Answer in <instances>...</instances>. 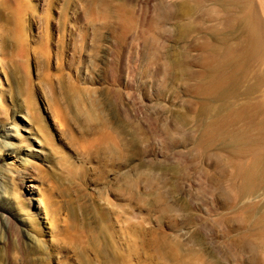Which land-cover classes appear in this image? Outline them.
Wrapping results in <instances>:
<instances>
[{
    "label": "rangeland",
    "instance_id": "1",
    "mask_svg": "<svg viewBox=\"0 0 264 264\" xmlns=\"http://www.w3.org/2000/svg\"><path fill=\"white\" fill-rule=\"evenodd\" d=\"M1 1L0 264H114L105 252L117 264H255L221 197L234 196L231 171L220 187L216 152L198 146V99L166 68L189 56L200 69L189 47L211 38L213 1L186 42L189 20L166 16L199 0ZM143 233L167 235L184 260L156 257Z\"/></svg>",
    "mask_w": 264,
    "mask_h": 264
},
{
    "label": "bare ground",
    "instance_id": "2",
    "mask_svg": "<svg viewBox=\"0 0 264 264\" xmlns=\"http://www.w3.org/2000/svg\"><path fill=\"white\" fill-rule=\"evenodd\" d=\"M212 1V8L208 12L206 11L209 18L217 22V25L208 31L210 32L211 38L205 37L203 40L194 39L191 44L189 43V48H195L194 50L199 51L196 62L199 64L200 69L198 71L190 70L192 61L189 56L182 59L170 57L166 68L168 74H173L187 81L189 92L198 99L197 111L195 110L194 112L196 113H193L196 115L194 117H197L202 130V136L199 139L198 146L204 153L208 152L210 148H213L214 152H216L220 166L219 169H221L222 174L218 181L220 187H222L223 182L228 180L227 174L231 171L232 175L231 177L229 176L231 185L229 189L234 196L232 198L228 197V194L225 192L226 190H222L223 188H220V191L221 197L225 199L224 201L227 200V202H224V207L228 211L238 215L236 219L238 226L241 227L242 238L241 240H236L235 243L244 244L246 251L249 248L248 253L250 252V256L252 255V263L264 264V22L259 14L255 0ZM194 3L197 4L195 7L187 2L183 3L179 6L176 15L167 13V19L175 16L189 20V22L178 27L177 38L181 41H188L189 38L193 37L194 33L199 31V27L197 28L195 26L191 18L195 16L196 11L200 7H204L205 3L203 4L201 0ZM261 6L260 9L263 11ZM6 8H8L7 4L0 0V34L3 38L9 36L11 32L9 26L10 19L3 13ZM191 81L194 83L189 84ZM212 102H216V105H213ZM186 116L181 117L183 125L191 121ZM195 118L192 117L191 119L196 120ZM181 121L178 120L177 122L182 125ZM178 128L180 127H177L175 130L179 131ZM104 129L106 130L107 128ZM99 134L101 135L102 133ZM103 141L105 144L107 140ZM195 145L197 146V144ZM109 150L105 152L109 154ZM107 154L105 157H108ZM111 154L112 151L109 155ZM152 179L154 178L152 177ZM135 183L134 181L133 185H136ZM132 189L135 190V188ZM158 198L160 202L165 197L159 195ZM98 218L100 217L98 216ZM154 232L156 233V231ZM147 234L143 233L141 236L145 237ZM164 236L165 240L163 235V240H160L161 237L158 238L159 235L154 236V238L151 236L150 238L152 239L146 238L147 236L145 237L151 241L150 243L154 249L152 247L150 249L155 250V256L156 253H160L159 257L168 254L172 256L171 258L176 263L179 260L180 262L184 260V255L183 253L180 254L182 251L177 250L176 244L173 243V246L167 244L170 246L169 248L166 244L163 245L164 242L161 243V241H166L167 239V235L164 234ZM102 239L104 243L108 242L106 231H104ZM145 240H143L145 244L143 246H151L149 243L146 244L147 242L145 243ZM149 240L147 241L149 242ZM135 243H137V239ZM136 245L133 244V246ZM169 249L171 250L169 251ZM201 251L197 253H193L192 251V253L199 255L198 253L201 254ZM152 256L149 257L153 259ZM105 257L108 262L117 264L109 253L105 252ZM162 258L164 259V257ZM182 263H185V261ZM196 263L193 262L190 264Z\"/></svg>",
    "mask_w": 264,
    "mask_h": 264
}]
</instances>
